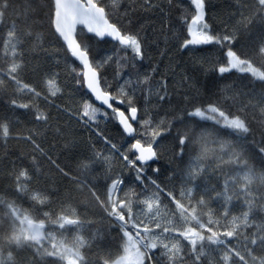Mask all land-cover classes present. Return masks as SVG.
<instances>
[{"label": "snow or ice", "instance_id": "obj_1", "mask_svg": "<svg viewBox=\"0 0 264 264\" xmlns=\"http://www.w3.org/2000/svg\"><path fill=\"white\" fill-rule=\"evenodd\" d=\"M216 7L24 0L20 27L8 23L12 0H0V264H264V0ZM156 13L198 75L151 62L141 14ZM45 27L62 55L44 46ZM61 119L107 152L92 145L75 169L61 167L55 145L43 146L49 133L73 143ZM101 120L116 122L118 143ZM11 140L27 150L10 153ZM165 152L180 162L171 174L159 166ZM110 239L116 251L101 248Z\"/></svg>", "mask_w": 264, "mask_h": 264}, {"label": "trees", "instance_id": "obj_2", "mask_svg": "<svg viewBox=\"0 0 264 264\" xmlns=\"http://www.w3.org/2000/svg\"><path fill=\"white\" fill-rule=\"evenodd\" d=\"M241 2H243V0H241ZM13 3V8L16 9L17 11L13 12L10 11L9 12V21L8 23L11 22H15L18 26L23 27V17H19L18 18V12L19 10L22 9L23 7V3L24 0H12ZM174 4H178L181 5L183 7H188V0H173ZM213 3L217 6L215 11L218 12H226L229 5L230 4H234L236 3V0H213ZM172 13L173 15H178V12L175 8L172 9ZM141 19L142 22L145 24L146 27V32L151 39H155L156 43L152 45V47L150 48V54L152 56V63H156L159 64L160 67L164 70H167V67L169 65H171L177 73H179L180 71H186L191 75H198V67L194 66L191 62V60L189 59V55L190 54H185L182 52L177 51L176 47H175V42L174 41H168L167 43L165 42L164 38H163V34H161V16L159 13L156 14H141ZM173 27H177L175 25V21L173 20ZM7 26H0V39H3L5 36V33L7 31ZM40 31H42L46 37L45 39V47L48 48L50 51L55 48V49H59L60 54H63V48H61V46L57 43V44H53L52 42H50L47 37L49 35L48 33V29L45 27L43 29H41ZM166 34H170L167 33V30H165ZM104 48H108L107 45L102 46ZM110 50V49H109ZM198 55V53H197ZM41 57H44L43 53H40ZM46 59V57H44ZM149 63V61H145V64L147 65ZM71 64V62L69 61V65ZM69 68L68 66H64L62 68V71H68ZM111 71V69L109 70ZM240 74L237 73V77ZM69 78H70V73H69ZM177 78H179L177 76ZM97 106H99L97 104ZM257 119H259V116H257ZM61 124L66 125V135L68 136L69 140L73 141V143L68 147L65 148L64 144L66 143V141L62 138V137H54L51 135V133H49L48 135V139L45 141L44 143V147L48 148L49 143L54 144L55 148L53 150L52 154L53 155V159H57V157H59V159L57 160L58 163H60L61 167H64V165H68L69 167L75 169L76 167V159H74L75 157H77L78 155L82 158L85 150L87 149V152L90 154L91 151V146L94 145L96 149L101 150V151H105L107 152L108 148L107 145L104 144V142L99 139V137H97L93 132H91L88 129H85L83 127H81L78 123H76V121H72L70 124L66 121V119H61L59 121ZM101 124V128L100 130L103 131L105 133V135H107L109 137V139H112L113 143H118V141L121 139L118 133V129L116 126V122L114 120H110V121H104L101 120L100 121ZM26 134V133H23ZM257 140H259V134L257 133ZM27 145H24L23 141L17 142L16 140H11L9 141V145H8V149L7 151L11 152H16L20 149L23 150H27ZM4 149L3 147H0V153H3ZM14 158V157H13ZM118 163V166H122V162L119 161V157H116ZM2 163H6V162H2ZM45 167H49L47 161H44ZM180 165L179 161H173V157L172 154L170 152H165L159 161V166L161 167L162 171L167 170L168 174H171V171L173 168H178V166ZM157 165H153L152 167H156ZM54 172V170H53ZM124 173L126 175H129V170L128 169H124ZM73 174H75V171L73 172ZM97 178H99L100 176V172L97 171L94 174ZM148 175L152 177V179L157 180V182H161V180L164 179L163 176L161 177H157L154 176L151 171L148 172ZM99 179H97V183H99ZM0 183H3V181H0ZM212 184H215L216 181L215 180H211ZM134 186V185H133ZM137 191H139V188L137 187ZM87 193L85 192L84 195H86ZM73 196L75 198H80L81 194L80 193H76L73 192ZM23 207L28 208L29 205L27 203H23ZM210 207L213 209H217L218 208V204L215 201H212L210 204ZM235 211L238 213L239 208H236ZM92 212L95 213V217L94 218H98L99 217V213L100 210L93 208ZM257 221H259V217H257ZM50 231H52L53 229H49ZM89 231H95V229H85L81 234H83L85 236V238H88V234ZM74 233H66L65 235H68L69 238H71V236ZM112 237L116 236V233L113 232L111 233ZM115 244L116 241L114 239H110L108 241H106V243L104 245L101 246L102 249L104 250H112V251H116L115 248ZM99 254L103 255V251L99 252ZM264 253H261V251L259 249L256 250V255H262ZM98 255V251L97 249L94 247L91 251L86 252V256L90 259H92L93 261H95L96 257Z\"/></svg>", "mask_w": 264, "mask_h": 264}, {"label": "water", "instance_id": "obj_3", "mask_svg": "<svg viewBox=\"0 0 264 264\" xmlns=\"http://www.w3.org/2000/svg\"><path fill=\"white\" fill-rule=\"evenodd\" d=\"M97 104H98V102H97ZM99 105V104H98Z\"/></svg>", "mask_w": 264, "mask_h": 264}]
</instances>
